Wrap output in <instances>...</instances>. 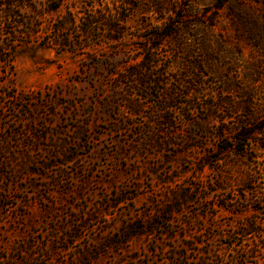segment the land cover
<instances>
[{
	"label": "rangeland",
	"instance_id": "1",
	"mask_svg": "<svg viewBox=\"0 0 264 264\" xmlns=\"http://www.w3.org/2000/svg\"><path fill=\"white\" fill-rule=\"evenodd\" d=\"M0 264H264V0H0Z\"/></svg>",
	"mask_w": 264,
	"mask_h": 264
},
{
	"label": "trees",
	"instance_id": "2",
	"mask_svg": "<svg viewBox=\"0 0 264 264\" xmlns=\"http://www.w3.org/2000/svg\"><path fill=\"white\" fill-rule=\"evenodd\" d=\"M169 35H171V34H168L167 36H169ZM241 136H244V133H241ZM247 138H248L247 136L244 137L245 140ZM244 139H239L237 137H234V139L232 140V142L234 143V146H237V145L241 144L242 142H245ZM240 151H243V149L241 148Z\"/></svg>",
	"mask_w": 264,
	"mask_h": 264
}]
</instances>
